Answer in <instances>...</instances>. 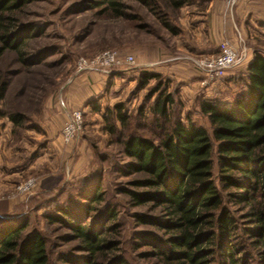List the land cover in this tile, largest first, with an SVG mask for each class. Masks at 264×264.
<instances>
[{
	"label": "rangeland",
	"instance_id": "1",
	"mask_svg": "<svg viewBox=\"0 0 264 264\" xmlns=\"http://www.w3.org/2000/svg\"><path fill=\"white\" fill-rule=\"evenodd\" d=\"M114 1L123 5L119 16L101 5L102 0H40L30 4L20 26L32 35L27 40L26 60L36 66L19 65L13 53L0 60V70L10 74L11 82L0 112L24 117L17 128L6 119L0 120V225L18 226L20 221L27 234H39L46 241L49 264L87 263L88 256L69 226L77 221L84 223L81 227L85 230L120 239L113 260L162 264L155 257L150 238L142 237L160 236L156 227L141 225L137 218L161 221L162 215L149 210L150 206L135 207L121 193L125 189L135 191L128 184L139 178L125 176L130 161L124 157L122 145L132 133L146 139L160 135V124L150 111L161 94L173 97L174 118L185 123L191 118L211 137L199 104H234L246 92V64L255 53L264 57V27L252 28L248 41L243 42L240 37L246 29L237 21L230 28L231 39L218 35L223 31L220 21L214 28V47L200 52L203 32L210 38L212 20L221 16L212 5L216 1L231 4V0ZM177 1L185 5L175 11L172 3ZM221 42L234 49L237 65L224 80H206L198 63L214 54ZM242 50H247L246 55ZM107 51L131 56L134 64L119 70L78 71L80 59ZM145 74L159 78L144 87L141 82ZM158 86L161 91L153 97ZM119 105L130 123L127 130L114 123L118 133L113 137L105 129L107 119L115 118L111 112ZM76 112L84 113L85 127L65 146L58 134ZM29 181L34 183L32 190L18 193L17 187ZM100 194L104 195L103 202L97 205L94 200ZM226 205L237 221L236 260L261 264L253 246L256 241L249 236L252 226L232 204ZM91 207L98 208V213L89 214ZM112 212L113 222L109 219ZM57 215L61 222L53 221ZM115 225L119 227L115 233H107ZM222 263L218 257L213 264Z\"/></svg>",
	"mask_w": 264,
	"mask_h": 264
},
{
	"label": "trees",
	"instance_id": "2",
	"mask_svg": "<svg viewBox=\"0 0 264 264\" xmlns=\"http://www.w3.org/2000/svg\"><path fill=\"white\" fill-rule=\"evenodd\" d=\"M37 1L0 0V60L13 53L19 65L36 66L26 60L27 40L32 35L21 29L20 18L26 7ZM100 4L109 6L116 16L122 13L123 5L114 0H102ZM184 5V1L172 3L175 11ZM158 78L147 74L141 84L145 87ZM10 84V74L0 70V103ZM245 87V94L230 106L213 101L199 104L211 137L191 118L186 123L174 118L173 97L161 94L150 111L160 124V135L146 139L132 133L122 145L123 155L130 161L125 176L139 178L128 184L135 191L125 189L121 193L135 207L150 206L149 210L162 215L161 221L137 216L141 225L156 227L160 236L142 237L150 238L155 257L162 264H213L218 257L222 264H244L236 260L237 221L226 204H232L252 226L249 236L256 241L253 246L259 263L264 264V57L260 54L255 53L247 64ZM160 91L158 86L153 97ZM111 114L116 121L108 118L105 130L114 137L118 133L114 123L127 130L130 118L120 105ZM4 119L14 128L24 121L21 114L2 111L0 120ZM103 198L100 194L94 203L100 205ZM96 213L98 208L91 207L89 214ZM109 219L115 220L113 212ZM61 220L59 215L53 219ZM17 223L0 225V264H49L46 241L37 233L27 234L26 226ZM77 223L69 226L88 256L86 264H127L113 260L119 238L104 237L90 228L85 230L82 221ZM118 228L115 225L107 233H115Z\"/></svg>",
	"mask_w": 264,
	"mask_h": 264
},
{
	"label": "built area",
	"instance_id": "3",
	"mask_svg": "<svg viewBox=\"0 0 264 264\" xmlns=\"http://www.w3.org/2000/svg\"><path fill=\"white\" fill-rule=\"evenodd\" d=\"M235 1V0H231ZM237 54L226 42H221L217 47V52L210 56L202 57L199 61V70L204 78L209 81L224 80L227 73L237 65ZM134 59L131 56L122 57L116 51H107L95 55L91 59H80L77 63L79 72H90L96 70H119L127 65H133ZM85 127L84 113H74L69 121L65 123L59 134L60 142L69 146L77 139ZM34 186L33 181H29L17 187V192L28 193Z\"/></svg>",
	"mask_w": 264,
	"mask_h": 264
},
{
	"label": "crops",
	"instance_id": "4",
	"mask_svg": "<svg viewBox=\"0 0 264 264\" xmlns=\"http://www.w3.org/2000/svg\"><path fill=\"white\" fill-rule=\"evenodd\" d=\"M231 2H232L231 4H228L225 2H221V1H216L212 5V6H216L218 11L221 12V16L218 15L216 20L215 19L212 20L213 33L210 34L211 39L209 38V35L206 32L204 33L202 31L204 34L203 38L205 41H204L203 45H199V46H202L200 48V52L204 53L202 50H206V51L210 50L211 51L212 48L214 47L213 46L214 40H215L214 28L219 27L220 21H221V25H222L221 27H222L223 31L221 32V35L218 32V35L222 38L227 37L230 39L233 38V36H234L230 30L232 23H234L236 21L238 23H240L239 27H243L246 29L242 33L243 38L240 37V39L243 42L248 41L249 32L251 33L252 28H255L256 26H258L259 28L264 27V25H263L264 24V0H235V1H231ZM197 24L200 27L203 26V23L201 21H197ZM216 52L217 51H215V53ZM242 53H244V54L247 53V50H242ZM62 128L63 127H61V129ZM60 131H59V133H60Z\"/></svg>",
	"mask_w": 264,
	"mask_h": 264
}]
</instances>
